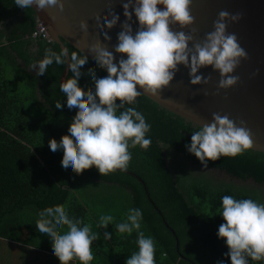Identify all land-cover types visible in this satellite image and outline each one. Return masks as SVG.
<instances>
[{"label":"trees","instance_id":"16d2710c","mask_svg":"<svg viewBox=\"0 0 264 264\" xmlns=\"http://www.w3.org/2000/svg\"><path fill=\"white\" fill-rule=\"evenodd\" d=\"M38 21L34 8L23 9L14 0H0V234L13 235L14 221H19L25 210L39 215L46 207L60 205L99 234L92 244L94 259L90 264H126L138 250L136 233L121 234L114 226L126 218L130 207H138L143 209L141 230L155 240L156 264H217L221 260L231 264L225 255L229 251L225 240L217 236L219 226L225 223L219 215L221 197L252 198L260 203L263 199L250 188L214 185L205 178L191 179L181 170L175 173L167 152L203 166L185 148L197 125L146 95L137 98L136 107L151 124L152 144L147 150L139 146L130 149L132 160L127 170L138 174L148 191L142 181L125 171L102 176L95 166L79 175L63 170V153L52 152L48 142H59L68 135L75 118L59 89L67 63L53 64L40 76L30 68L43 58L45 48H61L57 42L33 37ZM85 72H95L98 78L107 75L90 57ZM79 86L94 89L83 74ZM58 101L61 109L54 106ZM207 167L264 184V153L260 151L249 149L236 157H221L208 161ZM102 215L114 217L107 229L98 227ZM59 231L63 234L67 227ZM105 231L112 234L111 240L103 239ZM250 264H264V260H250Z\"/></svg>","mask_w":264,"mask_h":264},{"label":"clouds","instance_id":"9594fccd","mask_svg":"<svg viewBox=\"0 0 264 264\" xmlns=\"http://www.w3.org/2000/svg\"><path fill=\"white\" fill-rule=\"evenodd\" d=\"M14 4L23 9L35 5L36 9L56 8L61 12L65 6L64 0H14ZM191 4L192 0H127L122 4L126 19L112 51L103 45L91 48L88 55L68 47L59 51L45 48L43 58L30 65L37 76L44 75L53 64L67 63L72 73L59 84V89L75 118L68 135L62 136L59 142L55 139L48 142L52 152L63 153L61 164L66 173L72 171L79 175L93 166L102 176L116 170L126 171L132 160L130 149L139 146L147 150L152 144L151 124L137 109V98L143 94L160 95L170 86L180 65L189 69L193 86L209 83L210 77L200 72L207 66L220 75L218 89L227 90L238 83L239 77L234 72L248 59V54L237 36L227 29L229 23L238 22L241 15L221 10L213 22L214 30L202 41L194 42V28L186 34L170 27L178 24L183 29L194 24ZM133 15L139 24L135 32ZM108 16L102 23L97 20L96 28L99 35L110 42L111 37L104 29H113L120 16L112 8ZM80 27L87 33L86 21L81 20ZM114 54H126V58L121 55L118 62H114ZM89 57L107 72L106 76L98 78L95 72H85ZM82 74L94 84V89L86 94L79 86ZM54 106L63 107L59 101ZM191 133V142L185 148L205 168L208 161L236 157L253 147L251 131L244 122L237 124L228 115L214 113L211 123L197 125ZM219 215L225 223L219 226L217 236L225 240L229 249L225 255L231 264L264 260V203L224 195ZM39 217L35 226L49 238L52 254L61 264H69L73 259H78L80 264H90L94 259L92 244L100 238L91 225L70 216L60 205L44 208ZM113 221L112 215H102L98 227L107 229ZM142 221L143 209L130 207L126 218L114 226L121 234L136 233L138 250L127 258L126 264H156L155 240L141 230ZM65 226L67 231L60 234L59 230ZM103 239L111 240L112 234L105 231Z\"/></svg>","mask_w":264,"mask_h":264},{"label":"water","instance_id":"95a60500","mask_svg":"<svg viewBox=\"0 0 264 264\" xmlns=\"http://www.w3.org/2000/svg\"><path fill=\"white\" fill-rule=\"evenodd\" d=\"M124 2L127 0H64L62 12L56 8L36 9L35 5L33 8L38 20L48 26L49 40L57 42L61 48L67 47V42L88 55L89 50L98 45L107 47L109 51L113 50L118 42L117 34L122 31L121 24L126 19L122 7ZM109 8L120 16L113 29H104L111 37L110 42L105 41L96 28L97 20L102 23L109 19ZM221 10L241 15L239 21L229 23L227 29L237 36L239 44L248 54V59L243 60L234 72L239 77L238 83L227 90L218 89L220 75L211 66H207L201 68L200 72L205 77H210L209 83L193 86L189 81V69L180 65L174 80L160 95H144L195 125L211 123L214 113L228 115L237 124L243 121L252 134L251 149L264 153V0H192L190 11L194 24L183 29L178 24L170 27L173 31H184L186 34L194 28V42H199L214 30L213 22ZM81 20L87 22V33L80 27ZM132 26L134 32L139 26L134 15ZM114 55V62H118L121 55L126 58V54ZM69 73L67 64L61 83L68 79ZM137 88L140 90L139 86ZM81 89L87 93L86 89ZM125 172L135 175L147 190L146 183L138 174L130 170ZM150 200L156 206L151 197ZM167 226L176 234L168 222ZM177 246L179 249V242Z\"/></svg>","mask_w":264,"mask_h":264},{"label":"crops","instance_id":"0c3cea01","mask_svg":"<svg viewBox=\"0 0 264 264\" xmlns=\"http://www.w3.org/2000/svg\"><path fill=\"white\" fill-rule=\"evenodd\" d=\"M39 218L31 209L25 210L14 221L13 235L0 234V264H61L52 254L50 240L35 226ZM69 264L78 263L73 259Z\"/></svg>","mask_w":264,"mask_h":264},{"label":"rangeland","instance_id":"374dc122","mask_svg":"<svg viewBox=\"0 0 264 264\" xmlns=\"http://www.w3.org/2000/svg\"><path fill=\"white\" fill-rule=\"evenodd\" d=\"M167 153L169 155L168 160L170 166L177 174L181 170L183 173L186 172L185 173L186 176L191 179L205 178L206 180H210L214 185L230 184L239 188H250L251 190L257 191V193L261 196V198L264 201V184L256 183L252 179L243 181L236 177H232L227 173L220 171L218 169L212 167L205 168L204 166L194 164L189 159L181 155H176L171 152H167Z\"/></svg>","mask_w":264,"mask_h":264},{"label":"built area","instance_id":"2783aa9c","mask_svg":"<svg viewBox=\"0 0 264 264\" xmlns=\"http://www.w3.org/2000/svg\"><path fill=\"white\" fill-rule=\"evenodd\" d=\"M33 37H42L46 39H50L49 28L43 22L38 21L37 27L33 32Z\"/></svg>","mask_w":264,"mask_h":264}]
</instances>
